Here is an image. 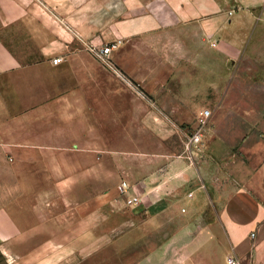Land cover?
<instances>
[{"label": "crops", "instance_id": "crops-1", "mask_svg": "<svg viewBox=\"0 0 264 264\" xmlns=\"http://www.w3.org/2000/svg\"><path fill=\"white\" fill-rule=\"evenodd\" d=\"M34 1L0 0V30L21 24L39 54L21 61L0 36V252L6 262L149 264L144 252L152 241L194 217L207 236L221 239L225 258L234 252L245 264H264V157L255 168L230 170L228 161L210 168L167 141L177 120L188 117L167 89L182 79L179 66L188 62L183 42L197 41L188 32L202 23L199 16L225 10L213 0H131L135 8L119 20L117 10L91 8L84 15L111 16L103 33L109 51L91 54L74 46L70 30L63 28L67 39L39 25L38 16L49 14ZM262 146L258 141L255 151ZM122 180L139 203L125 204Z\"/></svg>", "mask_w": 264, "mask_h": 264}, {"label": "rangeland", "instance_id": "rangeland-1", "mask_svg": "<svg viewBox=\"0 0 264 264\" xmlns=\"http://www.w3.org/2000/svg\"><path fill=\"white\" fill-rule=\"evenodd\" d=\"M248 1L245 0V5L239 0L212 1L214 8L219 6L225 12L223 15L214 12L212 16H199L202 23L188 32L194 37L198 35L197 41L183 42L181 57L182 60L187 58L188 62L179 66L182 79L171 81L167 86L171 93L177 94L188 113V117L177 120L178 127L167 139L172 150L182 153L181 140L184 133H189L198 112L203 108L211 111L202 143L194 148L192 156L208 161L210 168H221L226 161L230 170L244 164L246 168H255L259 159L264 157V0L253 4ZM34 2L49 14L38 16L39 25H51L59 37L67 39L69 36H64L63 28L70 30L75 39L74 46L86 48L91 54L106 45L111 46L103 38L111 16L108 12L99 16L84 15L85 10H117L120 20L129 17L134 6L131 0ZM95 18L101 19L102 24L94 22ZM209 20H213V25L205 26ZM171 34L174 37V33ZM0 36L21 61L34 60L39 56L35 43L21 24L1 29ZM165 42L169 44V40ZM170 51L172 53L173 48ZM229 59L233 60L231 66L227 65ZM258 141L263 146L255 151ZM222 153H227L229 159H223ZM253 153L257 159L252 157ZM127 192L130 194V188ZM119 194L126 199V194ZM205 226L197 223L194 217L183 219L181 225H169L164 240L152 241L149 250L144 252H149V264H225L222 259L227 251L221 239L218 242L207 236ZM0 264H8L1 252Z\"/></svg>", "mask_w": 264, "mask_h": 264}, {"label": "built area", "instance_id": "built-area-1", "mask_svg": "<svg viewBox=\"0 0 264 264\" xmlns=\"http://www.w3.org/2000/svg\"><path fill=\"white\" fill-rule=\"evenodd\" d=\"M111 47V46H110ZM109 46H104L99 50L100 53H107ZM60 62V58L52 59L53 64ZM211 117V111L207 108L201 109L195 117L194 122L190 126L189 133H184V139L181 140L182 153L184 157L191 159L193 156L194 148H197L202 143L203 131ZM131 188L125 181H121L119 185V193L126 194L125 204L135 205L140 202V198L137 194H127L128 189ZM253 235V234H251ZM226 264H245L241 257L236 255L234 252H230L225 258Z\"/></svg>", "mask_w": 264, "mask_h": 264}]
</instances>
